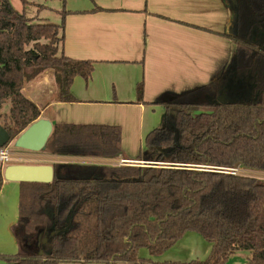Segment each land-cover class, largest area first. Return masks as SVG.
Returning a JSON list of instances; mask_svg holds the SVG:
<instances>
[{
  "label": "trees",
  "instance_id": "obj_1",
  "mask_svg": "<svg viewBox=\"0 0 264 264\" xmlns=\"http://www.w3.org/2000/svg\"><path fill=\"white\" fill-rule=\"evenodd\" d=\"M68 12L61 10L60 24L34 22L0 0V112L10 100L3 123L9 143L41 117L23 92L27 82L52 69L57 99L69 102L74 78L93 72L92 61L62 51ZM230 36L236 51L228 68L165 102L162 124L144 139L159 161L192 166L54 163L53 181L19 183L18 251L5 256L10 264H264V178L197 167L264 170V0H238ZM138 96L143 101L142 82ZM46 147L113 157L121 152V128L55 123ZM3 181L0 168V190ZM187 232L211 244L207 258L154 259ZM141 248L148 258L138 256ZM240 251L244 262H231Z\"/></svg>",
  "mask_w": 264,
  "mask_h": 264
},
{
  "label": "crops",
  "instance_id": "obj_2",
  "mask_svg": "<svg viewBox=\"0 0 264 264\" xmlns=\"http://www.w3.org/2000/svg\"><path fill=\"white\" fill-rule=\"evenodd\" d=\"M64 4L69 12L64 18L62 51L72 59L92 61L93 72L88 79L74 78L71 85L74 101L57 99L54 72L50 70L27 82L23 92L39 106L41 117L53 125L119 126L121 152L113 157L53 152H34L28 156L12 152L14 158L50 164L123 165L121 161L127 160L144 166L143 161L156 162L159 160L156 151L145 147L144 139L162 124L164 103L210 83L230 65L236 51L230 35L237 30L238 0H65ZM96 6L101 9L94 10ZM141 82L143 101L138 96ZM9 182L4 179L0 198L3 192L12 189L10 197L15 196L16 218L10 228L16 250L4 257L18 251L14 228L19 214L20 182L12 181L16 183L8 187ZM185 238L195 242L198 256L184 246ZM203 241L199 234L187 232L174 245L179 246L181 254L170 253L173 246L154 259L190 261L194 255L198 257L195 259H205L211 244ZM237 254L243 260L247 258V252ZM138 256L148 258L149 252L146 256L138 251ZM62 263L105 264L84 259Z\"/></svg>",
  "mask_w": 264,
  "mask_h": 264
},
{
  "label": "rangeland",
  "instance_id": "obj_3",
  "mask_svg": "<svg viewBox=\"0 0 264 264\" xmlns=\"http://www.w3.org/2000/svg\"><path fill=\"white\" fill-rule=\"evenodd\" d=\"M13 7L19 11L24 12L27 16L34 18V22H43V23H50V24H60L61 22V13L60 10L64 8L65 0H10ZM51 72L52 69H49ZM47 71V70H46ZM45 72V71H44ZM42 72V73H44ZM41 73V74H42ZM40 74V75H41ZM51 88L52 85L50 86ZM53 95V94H52ZM10 100H7L2 109L0 114V122L1 124L7 121V116L10 108ZM17 137V136H16ZM8 149L11 152H19L20 155H28L33 156L34 152L30 150L21 149L15 146L14 140H12L8 145ZM49 152L48 148L46 147L44 150L39 151V153ZM14 156V155H13ZM154 161V160H152ZM11 163H25V164H45L44 161H32L26 158H12L10 159L6 165ZM50 164V163H49ZM240 174L256 176L260 178H264V170L258 169H251V168H244L239 166ZM16 182H9L8 187H11ZM1 191V190H0ZM12 189L10 188L7 192H3L0 198V264H8V261L4 257V254L13 252L16 250V241L12 235V231L10 228L11 221L16 218V206L14 203V197H10ZM202 239V238H201ZM186 241V242H185ZM189 239H184V246L188 247V250L191 249L193 252L195 251V242H189ZM206 241V240H205ZM203 241L204 243H207ZM197 244V243H196ZM179 245V244H178ZM92 247V246H91ZM185 248V247H183ZM176 252V254H181L182 251L179 246H174L170 253ZM200 252H202L200 250ZM199 251L197 252V256L199 255ZM139 255H146L148 256V250L145 248H141L139 250ZM196 255L195 257H191L192 259L198 258ZM203 256V255H200ZM174 258V257H173ZM231 262H244L241 256H238L237 253L231 256ZM67 264V263H62ZM131 264V263H126Z\"/></svg>",
  "mask_w": 264,
  "mask_h": 264
},
{
  "label": "water",
  "instance_id": "obj_4",
  "mask_svg": "<svg viewBox=\"0 0 264 264\" xmlns=\"http://www.w3.org/2000/svg\"><path fill=\"white\" fill-rule=\"evenodd\" d=\"M220 101H224L222 97ZM52 132L53 123L49 119L40 117L13 139L14 144L21 149L39 152L46 148ZM10 138L8 129L0 123V148L9 143ZM3 176L5 180L16 182H51L54 179V165L11 163L4 167ZM51 234H55V231ZM46 238L47 234L44 235L43 241H46Z\"/></svg>",
  "mask_w": 264,
  "mask_h": 264
},
{
  "label": "built area",
  "instance_id": "obj_5",
  "mask_svg": "<svg viewBox=\"0 0 264 264\" xmlns=\"http://www.w3.org/2000/svg\"><path fill=\"white\" fill-rule=\"evenodd\" d=\"M13 153L8 149V147H2L0 148V168H1V172L3 174V170L4 167L6 166V163L12 159ZM145 165H152V166H192V165H188V164H176V163H165V162H161V161H156V162H142ZM121 164L123 165H140L138 164V162H130L127 160H122ZM144 165V166H145ZM201 169H214V170H218V171H225V172H229V173H233L236 174L239 172V168H220V167H210V166H197Z\"/></svg>",
  "mask_w": 264,
  "mask_h": 264
}]
</instances>
